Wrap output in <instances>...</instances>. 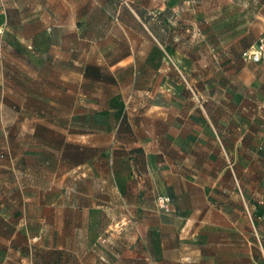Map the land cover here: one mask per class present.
<instances>
[{
	"label": "rangeland",
	"instance_id": "rangeland-1",
	"mask_svg": "<svg viewBox=\"0 0 264 264\" xmlns=\"http://www.w3.org/2000/svg\"><path fill=\"white\" fill-rule=\"evenodd\" d=\"M263 33L264 0H0V199L10 183L82 157L89 165L57 181L66 195L77 184L117 195L84 264H221L230 229L242 230V244L258 241L264 63L244 50ZM223 130L230 143L244 133L237 168L212 148ZM14 163L22 169L6 168ZM108 171L118 192L103 181ZM11 208L0 206V264H82L76 252L47 250V230L6 235L20 217L3 218ZM29 210L52 226L51 208Z\"/></svg>",
	"mask_w": 264,
	"mask_h": 264
},
{
	"label": "crops",
	"instance_id": "crops-1",
	"mask_svg": "<svg viewBox=\"0 0 264 264\" xmlns=\"http://www.w3.org/2000/svg\"><path fill=\"white\" fill-rule=\"evenodd\" d=\"M255 63V62H254ZM257 64V63H256ZM3 101L0 102V114H5L4 108L6 105ZM53 117L50 118L48 123H54L52 120ZM34 124H31L30 131L33 132L35 130L33 127ZM52 129V128H51ZM58 133H61V137L63 138V134H68L69 130L64 129L61 127L56 128ZM28 131V130H25ZM30 133V132H28ZM74 137L77 136H84V132L75 131L72 132ZM93 137H101L102 134L100 133H92ZM213 138H215V145L212 148H216L217 151L221 154V158L223 156H229L232 154L235 156L233 165L236 166L239 159L238 156L243 150V143H244V133L238 135L236 138L232 140L230 143V134L223 130L221 133L217 131L213 134ZM49 138L48 140L51 141V137L46 136ZM77 143L76 145L79 146L78 140H75ZM93 150H97L100 153V144L99 142L92 143ZM242 147V148H241ZM80 148H84V143H80ZM212 152V151H211ZM53 151L50 150L45 151V157L51 155ZM53 156V154H52ZM99 156V155H98ZM97 157L95 155L92 157L93 161L92 164L97 163ZM111 161V160H110ZM90 162H86L84 158H79L72 161L69 168H64L61 170V167H52L48 169V176L45 177L43 180L35 181H25L17 180L10 186V190L6 193V196L0 199V206L1 208H11L7 212L1 213L2 217L4 215L9 216H20L18 217V222L14 225V229H9L10 232H6V235L14 237L16 235H24L31 240L30 238L33 237L37 238L46 231V235L48 236L47 240L43 243L44 247L47 250H53L58 252H76L78 257V261L82 264L85 263V259L87 258L89 253H94L98 249V240L101 237L102 226L104 222H102L101 217L106 216L107 213L101 211L102 207H104V203L112 204L115 201L116 196L107 197L102 199L99 195L100 191L94 190L93 188H88L87 190L83 187H80L77 184L76 193L73 195V198L66 195L64 188L68 185L62 187L59 185L57 181L60 180L64 172H68L73 168H83ZM49 165V164H48ZM51 165V164H50ZM89 165V164H88ZM172 165H174L172 160ZM33 166L29 165L28 170L32 171ZM9 170L16 171L17 169L20 171L22 166L20 163L9 165L6 167ZM100 169V168H99ZM58 170H61L58 172ZM234 171V168H233ZM50 173V174H49ZM237 174V171L234 172ZM113 172L108 171L106 176L103 177V181L109 182V187L114 189L115 192L117 190V186L113 180ZM91 177V176H84L83 178ZM213 182V186H214ZM8 187V185H6ZM17 186L20 188H24L26 194L16 195ZM70 186V185H69ZM68 188V187H67ZM97 193V194H95ZM103 202V204H102ZM36 206L42 207V210L45 212L48 208L52 209V218L50 219V223L52 226L50 228L47 227L49 225L47 216H42L40 218L32 216L30 213L29 206ZM47 219V220H46ZM6 220V218H5ZM1 223L6 225V222L1 219ZM20 221V222H19ZM47 221V222H46ZM18 223V224H17ZM19 223L23 225L19 227ZM111 224V223H110ZM108 225V227L110 226ZM47 227V229H46ZM5 229V227L3 228ZM6 229L8 227L6 226ZM105 231L108 232L106 229ZM252 234L255 236L260 237L257 241L256 238L252 239L251 245H245L240 243V241L244 240L245 234L242 233L241 229H230V233L235 235L234 239L229 240L227 243H222V256H221V264H244L245 261H248L250 264H264V234L261 229H252ZM255 232V233H254ZM39 235V236H38ZM261 237L263 239H261ZM263 243H262V241ZM41 244V241L39 242ZM244 248L250 251V255H246L244 252Z\"/></svg>",
	"mask_w": 264,
	"mask_h": 264
},
{
	"label": "built area",
	"instance_id": "built-area-1",
	"mask_svg": "<svg viewBox=\"0 0 264 264\" xmlns=\"http://www.w3.org/2000/svg\"><path fill=\"white\" fill-rule=\"evenodd\" d=\"M244 56L252 62H261L264 59V37L260 36L258 40L244 52Z\"/></svg>",
	"mask_w": 264,
	"mask_h": 264
},
{
	"label": "trees",
	"instance_id": "trees-1",
	"mask_svg": "<svg viewBox=\"0 0 264 264\" xmlns=\"http://www.w3.org/2000/svg\"><path fill=\"white\" fill-rule=\"evenodd\" d=\"M261 36H263L264 37V33L261 35ZM259 38V37H258ZM258 38L255 40V41H253V42H250V43H248V45L246 46V50L247 49H249L257 40H258ZM246 50H244V52L246 51ZM255 63H257V64H261V63H264V59L261 61V62H255ZM99 68L98 67H96L95 65H93V64H88L87 66H86V70H87V72H94L95 70H98Z\"/></svg>",
	"mask_w": 264,
	"mask_h": 264
}]
</instances>
